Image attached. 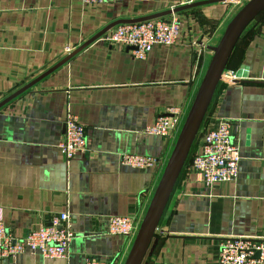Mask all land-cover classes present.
Returning a JSON list of instances; mask_svg holds the SVG:
<instances>
[{"label":"crops","instance_id":"0c3cea01","mask_svg":"<svg viewBox=\"0 0 264 264\" xmlns=\"http://www.w3.org/2000/svg\"><path fill=\"white\" fill-rule=\"evenodd\" d=\"M203 0H0V102L40 78L110 23ZM247 0H217L173 13L176 44H155L145 58L106 34L0 107V215L14 236L68 211L76 234L68 256L27 250L0 264H124L137 233L111 234L113 215L140 225L181 128L168 136L147 126L172 110L184 121L225 29ZM169 16V15H168ZM71 51H67V48ZM142 264H219L227 237H264V14L241 34ZM71 112L84 124V152L67 160L59 148ZM239 125V174L207 185L192 168L203 135L219 121ZM183 126V125H182ZM125 153L157 158L147 168ZM138 232V231H137Z\"/></svg>","mask_w":264,"mask_h":264},{"label":"built area","instance_id":"2783aa9c","mask_svg":"<svg viewBox=\"0 0 264 264\" xmlns=\"http://www.w3.org/2000/svg\"><path fill=\"white\" fill-rule=\"evenodd\" d=\"M85 3H103L120 0H83ZM180 35V22L175 15H169L136 23H125L110 30L106 36L110 44L122 43L133 46L137 58H145L155 44L174 45ZM71 51V48H67ZM240 77L233 70H225L221 80L226 84L236 82ZM172 116H160L146 127L148 134L168 136L183 125L181 114L172 110ZM66 132L59 143L67 160L74 158L87 148L88 136L84 124L77 115L69 112L65 118ZM239 125L231 120H221L216 129L203 135L202 151L191 161L192 168L209 186L218 182L234 180L239 174L241 155L234 136ZM124 163L137 168H147L157 163V158L137 153L122 155ZM109 232L122 236H133L138 231L136 220L128 215H113L109 220ZM76 234L68 211L51 219L50 224L31 230L22 237H16L8 230L0 215V260L15 257L27 250L38 252L47 258H64L69 254L71 242ZM259 255L257 256V254ZM86 264H115L103 258L88 257ZM172 264V263H160ZM219 264H264V237L234 236L220 242Z\"/></svg>","mask_w":264,"mask_h":264},{"label":"water","instance_id":"95a60500","mask_svg":"<svg viewBox=\"0 0 264 264\" xmlns=\"http://www.w3.org/2000/svg\"><path fill=\"white\" fill-rule=\"evenodd\" d=\"M214 1L217 0H203L167 9L154 14L140 16L137 18L116 20L99 31L96 35H94L91 39L82 44L68 56H66L57 65L44 73L40 78L54 71L57 67L67 62L88 44H90L95 39L106 33L109 29L120 23H136L164 17L193 6H198ZM263 11L264 0H247L246 3L237 11V13L228 23L220 42L216 46H211L214 54L203 77L190 111L184 121L163 176L157 186L152 201L148 207L146 215L140 225L131 250L124 264H142L152 242V239L155 235V232L159 226L161 218L164 214V211L167 207V204L171 198L180 173L192 150L193 144L209 109L215 91L221 81L222 74L227 68L233 50L245 28ZM131 48L134 47L132 46ZM243 72L244 70L243 68H241L237 71L236 74L238 77H242ZM40 78L26 84L25 86L2 100L0 102V107L30 88ZM258 255L259 253L257 254V256Z\"/></svg>","mask_w":264,"mask_h":264},{"label":"trees","instance_id":"16d2710c","mask_svg":"<svg viewBox=\"0 0 264 264\" xmlns=\"http://www.w3.org/2000/svg\"><path fill=\"white\" fill-rule=\"evenodd\" d=\"M261 14H264V11H263V12H261Z\"/></svg>","mask_w":264,"mask_h":264}]
</instances>
